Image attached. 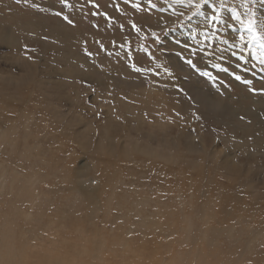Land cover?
Listing matches in <instances>:
<instances>
[{
	"label": "rangeland",
	"instance_id": "rangeland-1",
	"mask_svg": "<svg viewBox=\"0 0 264 264\" xmlns=\"http://www.w3.org/2000/svg\"><path fill=\"white\" fill-rule=\"evenodd\" d=\"M225 2L0 0V264H264V0Z\"/></svg>",
	"mask_w": 264,
	"mask_h": 264
},
{
	"label": "snow or ice",
	"instance_id": "snow-or-ice-1",
	"mask_svg": "<svg viewBox=\"0 0 264 264\" xmlns=\"http://www.w3.org/2000/svg\"><path fill=\"white\" fill-rule=\"evenodd\" d=\"M65 3H67V0H65ZM199 7V6H197ZM218 17H213V20L217 19ZM65 20H68V17L65 16L64 17ZM69 23H71V21H68ZM133 27H135V25H133ZM247 31L252 35L253 40H258L260 41V47L262 49H264V36H261V34L256 30L255 27V20L250 19L248 20L247 24L245 25ZM241 39H243V36H241ZM189 63L191 64V61H189ZM237 79H239V77H237Z\"/></svg>",
	"mask_w": 264,
	"mask_h": 264
},
{
	"label": "bare ground",
	"instance_id": "bare-ground-1",
	"mask_svg": "<svg viewBox=\"0 0 264 264\" xmlns=\"http://www.w3.org/2000/svg\"><path fill=\"white\" fill-rule=\"evenodd\" d=\"M174 1H177V2H181L182 4H186V3H190V2H197V1H199V0H174ZM211 1V0H210ZM218 7H225L224 6V2H225V0L223 1V0H212ZM227 1V0H226ZM161 2H163V1H161ZM169 2V1H168ZM232 2V0H229V3H231ZM166 3V2H165ZM170 3V2H169ZM226 3V2H225ZM228 3V4H229ZM187 5H189V4H187ZM244 5V4H243ZM164 6V5H163ZM231 6V5H230ZM229 6V7H230ZM165 8V7H164ZM170 8V7H169ZM260 8H264V6H262L261 5V7ZM220 9H222V8H220ZM223 11L224 10H226V9H222ZM221 10V11H222ZM222 11V12H223ZM224 13H227L226 11L224 12ZM240 20H242L241 22L244 24V27H245V25H246V22H245V19L242 17V18H240ZM2 188V187H1Z\"/></svg>",
	"mask_w": 264,
	"mask_h": 264
}]
</instances>
